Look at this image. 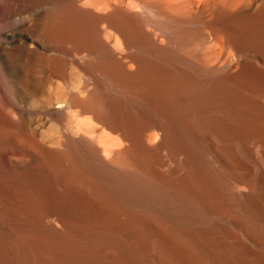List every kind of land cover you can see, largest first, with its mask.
Returning <instances> with one entry per match:
<instances>
[{"label": "bare ground", "instance_id": "6f19581e", "mask_svg": "<svg viewBox=\"0 0 264 264\" xmlns=\"http://www.w3.org/2000/svg\"><path fill=\"white\" fill-rule=\"evenodd\" d=\"M0 264H264V0H0Z\"/></svg>", "mask_w": 264, "mask_h": 264}]
</instances>
